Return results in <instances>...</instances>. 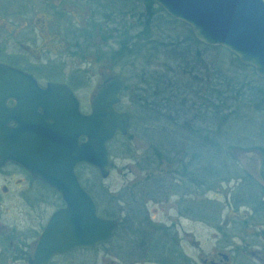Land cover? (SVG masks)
I'll return each instance as SVG.
<instances>
[{"label":"flooded vegetation","instance_id":"flooded-vegetation-1","mask_svg":"<svg viewBox=\"0 0 264 264\" xmlns=\"http://www.w3.org/2000/svg\"><path fill=\"white\" fill-rule=\"evenodd\" d=\"M83 1L88 4L74 0H0V64L31 75L34 84L40 87L51 83L66 85L78 98L81 112L88 113L89 102L97 90L88 102L87 112L82 109L77 90L87 86V78H90V70L83 67L84 62H99L98 49L105 42L101 39L104 28L98 22L100 16L97 12L93 13L90 0ZM90 52L92 54L89 56ZM97 71L101 83L107 77L118 74L101 64ZM0 82L10 85L12 81ZM12 83L17 86L21 81L15 80ZM33 89L36 93L37 89ZM126 89L123 79L120 103L117 106L120 111L125 110L121 103ZM1 92L5 110L10 114L16 109L15 96L20 95L21 89L18 86L15 89L8 87ZM131 96L133 99V94ZM6 130L12 132L14 129ZM81 166L85 165L81 164L77 169ZM160 188L155 194V187L151 186L148 193L160 196L157 199L164 202L166 187L162 191ZM230 190L228 188L224 193L226 203L229 201L227 198ZM123 196L121 193L117 199V208L122 218L125 205ZM140 196L134 193L131 203L137 213L133 241L128 239L129 230L125 233L122 228L115 261L105 260L107 264H264V209L219 208L216 201L206 202L204 207L203 195L197 191L195 195L187 194L183 200H178L175 223H166V218L164 221H154L149 217L146 207L148 202L139 200ZM63 206L58 193L20 165L7 162L0 166V264H36L34 253L41 234L52 214ZM181 219L212 229L208 236L210 243L194 240L193 234L185 230L180 235L178 227H181ZM117 222L119 226L120 221ZM139 229L151 232L163 230L162 256L150 261L134 254H131L133 257L124 256L129 245L133 246L134 239H138ZM74 251L84 249L54 255L45 264H73L69 254ZM58 258H63V263Z\"/></svg>","mask_w":264,"mask_h":264},{"label":"water","instance_id":"water-1","mask_svg":"<svg viewBox=\"0 0 264 264\" xmlns=\"http://www.w3.org/2000/svg\"><path fill=\"white\" fill-rule=\"evenodd\" d=\"M172 19L187 25L206 46L226 49L264 80V0H152ZM21 81L10 114L0 94V166L13 162L59 194L64 206L50 217L35 249L36 264L76 249L107 243L118 226L98 213L97 203L77 176L81 164L107 178L114 161L108 143L129 133L132 113L117 109L123 79L107 77L82 113L64 84L40 87L27 73L0 64V81ZM0 82V90L14 83ZM37 92H34V89ZM41 110V112H39ZM11 123H14L11 125ZM12 128V132H8ZM84 139V140H82Z\"/></svg>","mask_w":264,"mask_h":264},{"label":"trees","instance_id":"trees-1","mask_svg":"<svg viewBox=\"0 0 264 264\" xmlns=\"http://www.w3.org/2000/svg\"><path fill=\"white\" fill-rule=\"evenodd\" d=\"M144 2L147 10L138 15L139 32L134 38L126 37L128 39L119 45L118 49L122 51L120 56L132 54L135 57L141 50L151 51L149 40L153 43L157 39L152 36L155 37V33H160L158 25L155 23V14L161 13L169 16L152 0H144ZM185 26L189 34L186 39L171 40L170 37H164L166 41L161 40L155 49L158 50L160 47L166 58L174 62L172 70L174 69L176 73L173 77L175 81L166 78V82V73L154 78L155 82L149 78H147L149 81L143 79L144 84H147L145 90L149 95H141L143 98L139 94V97H136L135 112L134 115L132 114L131 122L136 126L140 122L144 127L146 125L143 132H146L153 144V147L149 148L146 154L137 157L135 161L138 170L144 177L140 183L142 187L139 192L143 196L159 198L158 195L148 193L151 186L156 188L155 194L158 193L159 187L162 191L164 189L162 187L166 186L167 192L170 185L169 179L172 181L174 179L176 183H181V186H187V190L183 191L184 194L181 195V200H183L187 194L193 193L195 195L197 191L200 193L209 192L224 182L229 183L230 180H234L239 185H236L234 189L231 188V194L227 198L228 202L235 209L245 207L263 210L264 201L260 194L264 191L263 183L253 178V175L246 169H242L243 166L237 165L235 160H228L226 157L228 151L223 149L225 142L228 141L226 140L227 134L222 140L218 131L222 125H232L234 119L236 121L244 120L241 116H238L240 117L238 120L231 118L230 113H224V105L226 106L231 101L228 93L236 96L235 99H232L233 103L236 100L239 105H252L255 112L260 111L264 114V90L256 86L244 87L245 84L239 82V85L235 86V81L223 77L222 71L219 72L214 62H206L203 51L200 52L196 46L200 45L201 42L194 37L190 28ZM140 37L145 38L148 44L143 43L144 40L136 43L135 40ZM203 47L209 48L210 46L203 45ZM260 79L264 81L262 78ZM150 90H152L151 93ZM149 97H154L155 102H149ZM220 113L224 114L220 116ZM216 117L220 119L217 122ZM226 122L230 123L225 124ZM260 135H263L262 130ZM118 137H115L110 145L116 142ZM255 148L261 149L264 156V146H255ZM261 169L263 170L261 177L264 178V165ZM165 177L168 183L164 179ZM263 178H261L262 181ZM85 189L96 200L91 190ZM105 191L107 192L104 189V193ZM119 192H116L114 197L111 195L115 203ZM133 195L132 189L129 198L125 197L123 218L120 216V209L117 210L114 204L105 206L101 213L98 209L102 216L120 221L114 236L117 237L122 228L125 233L129 230L128 239L130 242L133 241L132 234H135L133 227L137 213L132 205L127 203V200ZM98 196L101 202L103 200V203H111L110 200L104 201L102 192H98ZM205 204L203 203L204 207ZM139 233L140 235L138 239H134L133 245L136 248L135 251H138V255L144 257L143 253L148 251L150 258L159 256L156 254V250L159 248H150L152 244L149 243V237L152 232L148 229H139ZM154 244L158 245V240Z\"/></svg>","mask_w":264,"mask_h":264},{"label":"rangeland","instance_id":"rangeland-1","mask_svg":"<svg viewBox=\"0 0 264 264\" xmlns=\"http://www.w3.org/2000/svg\"><path fill=\"white\" fill-rule=\"evenodd\" d=\"M74 1L88 4L83 0ZM90 5L93 7V13L97 12V14L100 16L98 22L102 28H104V32L101 34V39L105 42V44L101 46L100 49H98L100 50L101 59H99V62L93 63L90 61L89 64L84 62L83 67L87 70H90V73L88 74L90 78H87L89 79V81H87V86L77 90L82 109L86 112L89 111L88 102L97 90V85L102 81L99 71H97L99 65L101 64L107 70H110L113 73H118L124 79L127 89L124 90L121 106L122 109L129 110L134 115L136 97H139V94L140 96L149 95L145 90L147 84H144L143 79L148 80L147 78H149L151 81L155 82L154 78L159 77L160 74L162 75L166 73L165 80L167 78V80L171 79L172 81H175L173 77L176 75V73L174 72V69L172 70L174 62L166 58V55L161 52L162 49H160V47L158 50L155 49L157 48L159 42L164 39V37H170L171 40L186 39L189 35L187 28L180 21L174 20L167 15L156 13L154 19L155 23L158 25L160 33H155V37L152 36L153 38L157 39L153 43L151 40H149V49H151V51H147V49L141 50V52L138 55H135V57L132 56V54H122L120 56L122 51L118 49L119 45H122L128 39L126 37L134 38L137 35V32H139L140 26L138 25V15L144 13L147 10L144 0H90ZM94 7L96 9H94ZM164 40L166 41V39ZM135 41L136 43L142 41L143 43L146 42L145 44H148L147 40L143 37H140ZM196 46L200 52L203 51L206 62H214V65L218 67L219 72L220 70L222 71L223 77L231 79L233 82L235 81V86L239 85V83H244V87L256 86L263 88L264 90V81H262L260 77L256 75V73H254L252 68L241 65L238 61H236L237 59L232 55V53H229L226 49L213 45L209 48H204L202 44ZM92 53L90 52L89 56ZM154 53L156 55H153ZM151 91L152 90H150V93ZM131 94H133V99L131 98ZM228 95H230L231 101H229L226 106L224 105V113H230V117L233 119H238L240 118L238 116H241L244 120L236 121L234 119L232 125L228 124L230 122H226L225 124L228 125H222L223 127L221 126V129L219 128L218 132H220V137L222 136V140L224 135L227 134L226 140L228 141L225 142V146L223 147L224 150L228 151L226 152V157L228 160H235L237 165L241 167L243 166L242 169H246L248 172H250V174L253 175V178L262 182L264 185V178L261 177L263 172L261 168L264 165L263 151L259 148H255V146H264V114L260 111L255 112V109L252 105H239L238 102L236 103V100L233 103L232 99H235L236 96L231 93H228ZM154 99V97H149V102H155ZM224 113H220V116ZM252 119L256 122H254ZM218 120L220 119L217 118L216 122ZM145 127L141 122L138 124V126H136V124L133 125L132 122L129 134L127 136L123 137L121 135L117 138L116 142L112 143L111 145L110 143L107 144L109 145L108 147L110 155L114 160V167H112V170L110 171V174L107 178H101L98 171L89 165H85L83 167L81 166L79 169H77L78 177L82 185L85 188L91 190V192L94 194V197L98 202L97 209H99L100 213L105 206L113 204L116 205L115 208L118 210L117 202L115 203L111 196L113 195L114 197L116 192L121 191L117 197L123 193L125 195L123 196L124 200L125 197L129 198V194L132 193V189L136 195L140 194V183L144 177L137 169V164L135 161L137 157L139 158L143 154H146L149 151V148L153 147V144L151 143L146 132H143V130L146 129ZM259 130L263 131V135H260ZM166 177L168 176L166 175ZM166 177L164 178L165 180ZM261 178H263V181ZM168 182L170 185L167 188L168 190L166 192V200L164 202L157 199V197H155L156 199H153L149 196L143 195L139 197V200L142 202H148L146 207L150 215L149 217H151L154 221H164L166 218V223H169L170 221L175 223V219L178 217L175 212V207L178 203V200L182 199L181 195L184 194L183 191L187 190V186H181V183H176L174 179L173 181L169 179ZM236 185H239V183L234 180H230L229 183H222L218 189L213 191L211 190L207 193L206 191H203L205 192L202 193L203 203L216 201L219 204V208L233 207L230 202H225L224 193L228 191V188L233 187L234 189ZM104 189L107 190V192L105 191L106 194L104 193ZM42 191L46 192L45 189H42ZM98 192L103 193L105 202L110 200L111 203H103V200L101 202ZM260 194L264 201V191ZM127 201V203L131 204L132 198L128 199ZM244 208L245 207H240L241 210ZM52 210L53 208L51 211ZM223 217L224 216H222V218ZM180 223L181 227H178V233L180 235H182L183 230H185L193 234L192 236L194 240H197L201 243L205 242L206 244L210 243L208 236L210 233H212V229L190 223L188 220L183 219L180 220ZM162 235L163 230L156 229L152 231V234L149 237V243L152 244L150 248H159L156 250V254L159 256H162L164 251V239ZM119 238L120 231L117 237H112L109 242L100 245L94 250L85 252L74 251L73 253L69 254L70 256H68L72 260L73 264H84L83 262H86L87 264H107L109 261H115ZM156 240H158V245L154 244ZM126 245L127 244H125V247ZM129 246L130 247L125 252L126 255L124 256L133 257L131 254H134L137 257H143L138 255L139 253L138 251H135L136 248L134 246ZM147 252L143 253V258L145 261H150L149 259L152 258L149 257V253ZM156 258L157 257H154L153 259ZM58 260L61 263L64 261L63 258H58ZM161 261L163 262L164 260ZM147 264L153 263L148 262Z\"/></svg>","mask_w":264,"mask_h":264}]
</instances>
